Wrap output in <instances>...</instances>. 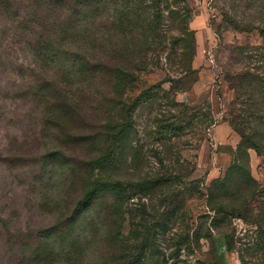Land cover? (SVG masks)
<instances>
[{"label": "trees", "instance_id": "16d2710c", "mask_svg": "<svg viewBox=\"0 0 264 264\" xmlns=\"http://www.w3.org/2000/svg\"><path fill=\"white\" fill-rule=\"evenodd\" d=\"M190 8L189 0H0V16L15 30L3 35L14 45L25 34L37 59L32 69L37 74L26 87H18L16 97L30 102L39 113L38 119L33 117L34 126L39 122V136L51 142L39 153L13 154L6 159L10 166H40L36 179L50 175L49 181H53L48 187L54 192L44 206L54 222L39 231L35 246L23 245L26 264H141L147 251L156 250V244L148 236L152 227L147 225L150 214L145 206L138 209L141 220L137 226L143 230L136 228L133 209L128 206L135 196L143 199L164 193L163 201L173 204L166 214L185 218L188 199L180 198L184 191L196 190L197 182L186 179L184 184L193 188L168 195L171 185L183 176L168 170L145 173L147 158L142 146L135 143L139 136L137 109L153 110L159 105L156 97L163 93L167 98L172 90H165L162 82L143 89L136 98L134 95L158 46L168 49L169 57L175 53L181 57L174 64L186 71L191 67L195 40L189 29ZM261 33L264 36V28ZM258 50L264 53V44ZM10 58L3 51L1 67L13 66ZM242 76L240 87H253L255 98L256 88L264 89V75L247 69ZM93 87L102 91L94 95ZM168 106L169 111L159 113L154 121L161 140H168L165 136L170 134L176 137L193 124L187 104L174 98ZM177 106L187 111L173 115ZM245 110L251 119L260 117L259 104L252 97ZM255 140L249 142L262 149L256 133ZM123 169L137 179L122 177ZM211 195L214 197L213 191ZM218 205L212 202L211 208L223 210L222 202ZM127 221L133 226L129 235L124 233ZM168 223L158 226L165 229ZM131 239L137 241L135 246ZM212 242L222 256L227 234L213 237ZM213 264L223 263L216 259Z\"/></svg>", "mask_w": 264, "mask_h": 264}, {"label": "rangeland", "instance_id": "374dc122", "mask_svg": "<svg viewBox=\"0 0 264 264\" xmlns=\"http://www.w3.org/2000/svg\"><path fill=\"white\" fill-rule=\"evenodd\" d=\"M189 1V29L195 40L191 67L184 70L172 62L180 61V56L175 53L169 57L168 49L156 47L152 66L142 74L134 97L162 82L165 90L172 91L167 98L163 93L158 95L159 105L153 110L137 109L139 136L135 143L142 146L147 158L145 173L168 170L183 176L171 185L168 195L193 188L184 184L186 179L197 182V189L184 191L180 198L188 199L183 220L177 213L166 214L173 204L163 201L164 193L131 199L128 206L133 209L136 228L143 230L137 226L141 220L138 209L145 206L150 214L147 225L152 227L148 236L156 244V250L147 251L141 264H213L216 259L223 264H264V89L256 88L254 98L253 87H240L247 69L264 75V53L258 50L264 44V0ZM5 31L10 35L15 32L0 16V55L7 50L13 62L4 68L0 61V264H26L23 245L35 246L39 231L54 222L44 206L54 192L48 187L53 181H49L50 175L36 179L40 166H10L6 159L13 154L39 153L51 142L39 136V122L34 126L33 117L38 119L39 113L30 102L16 97L18 87H26L37 74L32 72L37 59L25 34L21 33V42L13 45L8 35H3ZM91 91L97 95L102 90L93 87ZM251 97L260 111V117L252 119L245 110ZM174 98L188 105L193 124H184L185 129L176 137L170 134L165 136L170 140H161L154 121L159 113L169 111V101ZM180 110L187 111L177 106L172 114L178 115ZM255 133L263 144L260 150L249 142L256 141ZM120 175L136 178L124 169ZM211 199L217 207L222 202L223 210L211 208ZM164 222H169V227L158 226ZM132 227L129 221L125 223V235ZM221 234H227L228 242L225 253L218 256L212 238ZM136 243L131 239V246Z\"/></svg>", "mask_w": 264, "mask_h": 264}]
</instances>
